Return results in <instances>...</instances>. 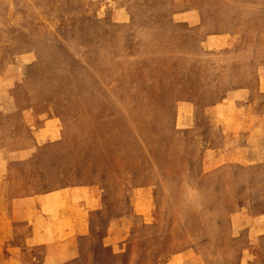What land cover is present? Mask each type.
Masks as SVG:
<instances>
[{"label": "rangeland", "instance_id": "rangeland-1", "mask_svg": "<svg viewBox=\"0 0 264 264\" xmlns=\"http://www.w3.org/2000/svg\"><path fill=\"white\" fill-rule=\"evenodd\" d=\"M91 1L127 17L102 71L62 68L63 0H0V264H264V0Z\"/></svg>", "mask_w": 264, "mask_h": 264}, {"label": "bare ground", "instance_id": "bare-ground-1", "mask_svg": "<svg viewBox=\"0 0 264 264\" xmlns=\"http://www.w3.org/2000/svg\"><path fill=\"white\" fill-rule=\"evenodd\" d=\"M77 1L78 0H63V10H64L63 15L64 17H66V15H70L69 19L71 22L69 21L70 30H67V32L65 31L66 29L63 30L64 43H63V53H62V58H61L62 68L65 67L66 64L71 62L73 57H76L78 59L85 61L88 67H90L92 70L96 69L98 71H102L103 68L100 66V64L101 62H106V55L104 53V50H106V46L111 47L117 39L122 37L117 32H119L120 25L122 23L127 22L126 14H123L122 12H116L114 20L111 23H108L105 20L103 14L97 15V13H94L93 18H95V21L90 22L89 21V18L91 16L90 12L86 8L85 10L83 8L78 7L76 5ZM99 1L100 0L91 1L89 3L90 7L93 9V6H96L97 4H99ZM100 10H101V13H103L107 10V8L106 7L100 8ZM65 21L66 20H64V23ZM105 28L106 30L104 33ZM180 38L182 37L176 36V41L178 39L180 40ZM60 86H62V90H63V89H66L65 86L67 85L65 84L64 81L63 83L60 81ZM3 88H4V85H3ZM111 110H113V107H111L109 99H107L103 103V105L99 108H96V106H91L88 109V117L90 118L91 127L93 126V128L97 132L109 131L110 126H112L116 120V116H114L111 112H108ZM56 120H60L62 122V125L65 121L63 117L56 115V114L49 113L45 121L39 122L38 125L30 124L29 127H30L31 136H33L36 141H37V136L41 138L51 137V138H54L55 141L62 140L65 137V134L64 133L56 134L55 129L52 128V124H56L55 123ZM138 124L141 126L145 125L143 121H139ZM62 127L63 129H65L64 125ZM148 130L152 135V141L156 142V145L159 146V148L164 147V151L167 153L169 149L168 148L169 141L167 140V138L165 137L164 142H162L161 141L162 139L161 136H163L162 133H159L160 135V138H159L157 132L151 126H148ZM12 135H13V138L6 139V141L9 142L8 153L11 155V157H14V158H20L21 156L30 157L31 155L29 154L32 153L31 148L29 147L27 142L21 143L20 139L23 138L21 134L14 131ZM37 142H45V140L41 139ZM154 150L157 151L158 149L155 147ZM12 200H13V197H12ZM12 209H15L14 206Z\"/></svg>", "mask_w": 264, "mask_h": 264}]
</instances>
